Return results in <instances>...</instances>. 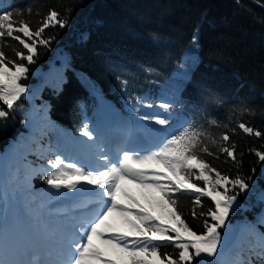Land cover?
Masks as SVG:
<instances>
[{"label": "trees", "instance_id": "obj_1", "mask_svg": "<svg viewBox=\"0 0 264 264\" xmlns=\"http://www.w3.org/2000/svg\"><path fill=\"white\" fill-rule=\"evenodd\" d=\"M29 7L32 13L25 11L20 18L33 30L49 10L67 17L68 23L45 29L41 38L52 39L47 46L37 43L31 64L15 55L14 50L27 55L18 41L5 37L3 42L6 57L28 69L19 81L27 90L14 108L8 110L0 102L9 111L0 119V151L10 148L20 163L8 166L14 197L45 203L61 191L77 192L46 183L48 161L60 151H70L63 137L90 141L81 129L85 124L97 129L99 106L108 117L119 115L131 126L133 116L140 119L137 108L141 115L166 114L169 124L162 126V139L155 135L150 141L159 146L182 127L202 128L218 141H206L213 155L202 158L222 175L248 178L247 191L233 190L239 195L226 226L219 230L218 256L196 258L192 264L213 259L216 264H264L259 255L264 249V162L250 151L264 150V0H0V12ZM197 28L199 47L194 49L191 38ZM7 67L15 70L11 63ZM138 97L153 107L136 103ZM161 103H172L168 113L158 107ZM141 121L142 133L150 138L149 122ZM241 123L262 135L243 132ZM225 133L229 141L220 142ZM233 143L235 162L219 151ZM68 156L69 162L75 157ZM190 182L204 186L195 176ZM173 198L177 204L172 207L181 219L197 234L203 233L204 220L212 221L200 213L214 209L211 199L200 197L197 205L196 194L183 191ZM17 204L26 212L24 204ZM179 251L168 242L159 248L161 258L167 254L178 259Z\"/></svg>", "mask_w": 264, "mask_h": 264}, {"label": "snow or ice", "instance_id": "obj_2", "mask_svg": "<svg viewBox=\"0 0 264 264\" xmlns=\"http://www.w3.org/2000/svg\"><path fill=\"white\" fill-rule=\"evenodd\" d=\"M25 11L32 13L30 7L0 12V102L8 110L14 108L16 101L27 90L19 81L28 69L23 63L6 57L3 50L5 37L18 41L27 50V55L19 50L14 52L21 60L26 59L31 64L37 55V43L47 46L52 39L41 38L45 29L55 25L63 28L68 23L67 17L61 19L57 11L49 10L40 26L33 30L28 20L20 18ZM198 31L197 28L191 38L194 49L199 47ZM9 63L13 64L14 71L7 67ZM136 103L146 108L153 107L152 104L142 103L139 97ZM158 107L168 113L172 103H161ZM136 112L141 120L149 123L169 124L166 114L147 112L141 115L140 108ZM8 115L9 111L0 107V119ZM210 124L214 125L216 121H210ZM239 128L257 137L262 135L244 123L239 124ZM81 135L94 139L93 131L87 124L81 129ZM229 139L227 133L219 138L220 142ZM206 141L218 144L206 130L188 125L171 134L155 151L141 153L120 149L113 158L101 148L90 163H66L60 155H56L48 161L50 168L46 169V183L53 189L70 191L91 186L94 198L82 201L80 206L88 209V204L92 203L95 207L76 219L71 234L61 238L59 252L55 256L50 252L43 257L36 254L29 257L27 252L12 255L0 244V264H165V260L167 264H192L196 258H216L222 243L219 230L226 226L239 192L247 191L249 184L248 178L242 175L230 178L211 167L202 158L205 154L213 155ZM235 149L234 143L230 147H219V151L234 162L237 159ZM250 151L260 162H264V150ZM192 176L196 181H202L204 186L190 182ZM133 189L138 191V195L133 193ZM235 189L239 192H233ZM181 191L196 194L197 205L201 202L200 197H209L215 205L214 209L200 213L212 221L204 220L205 230L201 234L193 231L181 219L178 210L172 207L177 204L174 195ZM141 200L144 202L141 203ZM156 210H159V215L155 214ZM192 214L195 217L194 209ZM165 242L180 249L178 259L167 254L161 258L159 248ZM259 255L264 259V249ZM204 264H216V261H204Z\"/></svg>", "mask_w": 264, "mask_h": 264}, {"label": "rangeland", "instance_id": "obj_3", "mask_svg": "<svg viewBox=\"0 0 264 264\" xmlns=\"http://www.w3.org/2000/svg\"><path fill=\"white\" fill-rule=\"evenodd\" d=\"M96 112L99 116L96 118L98 127L94 130L92 125L91 129L94 131V139L81 142L77 139L74 141L71 138L67 141L65 137L62 138V142L65 141L70 151H66L67 153L60 151L59 154L67 162H69L68 154L70 153L75 155L70 162L90 163L101 148L113 158L117 156L120 149L141 153L155 151L158 143L156 140L150 142V139L157 135L160 141L164 135L162 126L152 124L149 139L142 133L139 126L143 124V121L137 116H133L131 126L119 115L114 114L116 120L112 119V115L108 117V112L102 106L96 108ZM113 123L120 124V127H114ZM146 127L148 129V123ZM140 137L145 138L144 144H140ZM13 163L20 164L18 157L11 153L10 148L0 151V244L12 255L29 252V257L34 254L43 257L50 252L55 256L59 252L61 238L71 234L76 219L88 209L95 207L92 203L88 204V209L80 206L82 201H90L94 198L91 195V186H86L85 189L77 190V192L61 191V193L50 195L51 200L45 203L41 199L32 200L27 196H21L18 199L9 191L14 184L11 182L12 178H8V166ZM133 193H136L135 189ZM28 202L31 204L28 205ZM17 203L24 204L27 218L20 219L16 216L13 205ZM61 206L62 209L58 210ZM56 217L60 218L55 220ZM223 240L226 241V238L224 237ZM50 248L54 250L49 251Z\"/></svg>", "mask_w": 264, "mask_h": 264}]
</instances>
